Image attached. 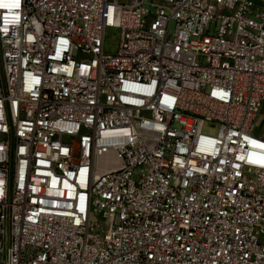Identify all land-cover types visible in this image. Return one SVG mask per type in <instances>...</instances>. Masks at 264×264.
<instances>
[{
  "label": "built area",
  "instance_id": "2783aa9c",
  "mask_svg": "<svg viewBox=\"0 0 264 264\" xmlns=\"http://www.w3.org/2000/svg\"><path fill=\"white\" fill-rule=\"evenodd\" d=\"M3 4L0 264H264V0Z\"/></svg>",
  "mask_w": 264,
  "mask_h": 264
},
{
  "label": "rangeland",
  "instance_id": "374dc122",
  "mask_svg": "<svg viewBox=\"0 0 264 264\" xmlns=\"http://www.w3.org/2000/svg\"><path fill=\"white\" fill-rule=\"evenodd\" d=\"M151 9H153L151 7ZM119 42V30L117 28H110L105 36V51L115 52ZM205 132L213 133L214 129H205Z\"/></svg>",
  "mask_w": 264,
  "mask_h": 264
},
{
  "label": "crops",
  "instance_id": "0c3cea01",
  "mask_svg": "<svg viewBox=\"0 0 264 264\" xmlns=\"http://www.w3.org/2000/svg\"><path fill=\"white\" fill-rule=\"evenodd\" d=\"M253 134L257 137L264 138V102L262 107L253 121Z\"/></svg>",
  "mask_w": 264,
  "mask_h": 264
},
{
  "label": "snow or ice",
  "instance_id": "6c2138e0",
  "mask_svg": "<svg viewBox=\"0 0 264 264\" xmlns=\"http://www.w3.org/2000/svg\"><path fill=\"white\" fill-rule=\"evenodd\" d=\"M0 7H18V4H12V5H8V4H3V5H0Z\"/></svg>",
  "mask_w": 264,
  "mask_h": 264
}]
</instances>
